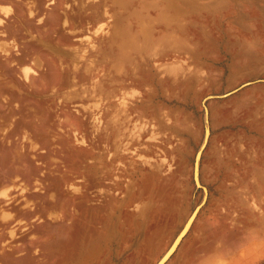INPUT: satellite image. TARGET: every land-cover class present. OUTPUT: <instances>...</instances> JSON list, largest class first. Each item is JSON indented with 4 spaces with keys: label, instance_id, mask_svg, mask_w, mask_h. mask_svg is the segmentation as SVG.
<instances>
[{
    "label": "rangeland",
    "instance_id": "rangeland-1",
    "mask_svg": "<svg viewBox=\"0 0 264 264\" xmlns=\"http://www.w3.org/2000/svg\"><path fill=\"white\" fill-rule=\"evenodd\" d=\"M37 5L47 19L39 27L31 0H0L12 13L0 10V45L12 50L6 58L0 47V188L27 186L36 203L0 208V264H88L104 245L106 197L127 169L182 163L193 173L205 106L207 203L196 188L201 223L167 264H264V84L207 100L239 85V67L250 66L243 50L264 62V0ZM18 53L35 70L26 83L11 68ZM43 67L49 76L34 81Z\"/></svg>",
    "mask_w": 264,
    "mask_h": 264
},
{
    "label": "crops",
    "instance_id": "crops-1",
    "mask_svg": "<svg viewBox=\"0 0 264 264\" xmlns=\"http://www.w3.org/2000/svg\"><path fill=\"white\" fill-rule=\"evenodd\" d=\"M65 20L64 17V25L69 26ZM243 53V62L248 61L250 66L239 67V85L221 96L208 94L207 100L212 104L234 94L238 96L254 84H264V79L260 78L264 76V62H257L254 47L243 50ZM189 79L196 80L200 89L204 86V79L200 76ZM73 85L76 86L75 83ZM204 111L209 118L206 106ZM140 164L137 169H127L126 177L120 178V188L106 197L104 245L100 241L98 248L101 249L91 252L88 264L156 263L166 253L199 204L198 202L194 206L196 185L192 167L182 163L172 167L159 162ZM199 223L200 211L169 261L197 233Z\"/></svg>",
    "mask_w": 264,
    "mask_h": 264
},
{
    "label": "bare ground",
    "instance_id": "bare-ground-1",
    "mask_svg": "<svg viewBox=\"0 0 264 264\" xmlns=\"http://www.w3.org/2000/svg\"><path fill=\"white\" fill-rule=\"evenodd\" d=\"M1 7V6H0ZM6 9H10V7L11 6H4ZM4 7H3V9H4ZM37 8H38V5H37V0H31V6H30V12H29V19L32 21L33 19H35L36 17H38V15H40L39 17H38V27L39 26H43L44 24H46V22H47V19L45 18V17H43V16H41V14H38V12H36V10H37ZM3 9H0V10H2L3 11ZM8 9V11H10ZM12 9V8H11ZM4 13H5V16L8 14H12V13H6L5 12V10L3 11ZM12 12V11H11ZM0 20H2V18L0 19ZM0 22H4V20H2V21H0ZM65 22H66V20H65ZM0 25L2 26V23H0ZM93 45V44H92ZM46 46V45H45ZM0 47H1V51H2V49L4 48H2V45H0ZM49 47H51V46H49ZM91 47V46H90ZM6 48V47H5ZM47 48V47H46ZM59 48V47H58ZM92 48V47H91ZM4 50V52H5V49H3ZM7 50V49H6ZM19 50V49H18ZM53 50H55L54 48H53ZM59 50H61V49H59ZM58 50V51H59ZM7 53H8V51H6ZM5 52V53H6ZM52 52H54V51H52ZM64 51H62V53H63ZM2 53V52H1ZM4 53V54H5ZM6 53V58H9V57H11L12 56V50L7 54ZM61 53V52H60ZM82 53H84V52H82ZM85 53H86V51H85ZM58 54V53H57ZM56 54V55H57ZM64 54V53H63ZM62 54V55H63ZM59 55V54H58ZM82 55H84V54H82ZM65 56H67V55H65ZM18 59H16V60H14L13 61V63H12V65H11V68H16V67H21V72H22V77H23V80H24V82L26 83V81H28L27 79H29V72L31 71V73H33V71H35V70H32V68L30 67V65H25L26 63L24 62V59L22 58V54L21 53H18ZM39 57V56H38ZM82 57V56H81ZM37 59H39V58H36V61H37ZM83 59V58H82ZM39 60H41V59H39ZM36 61H34V62H36ZM34 62H32V65L31 66H33L34 64ZM40 62V61H39ZM21 63V64H20ZM40 64V63H39ZM43 64V63H42ZM42 64H40V65H42ZM75 65V64H74ZM45 67V66H44ZM43 67V70H41L40 72H38V76L37 77H35L34 78V81L37 79V78H39V77H42V72H44L46 75H48L49 76V71L47 70V69H45ZM77 67V66H76ZM74 69H75V66H74ZM30 73V74H31ZM33 75V74H32ZM36 75V74H35ZM60 77V76H59ZM52 79H54V78H52ZM56 80V79H55ZM97 91V90H96ZM6 101H7V98H6ZM95 101H96V99H95ZM19 104V103H18ZM20 105V104H19ZM100 105V104H99ZM98 105V106H99ZM102 111V110H101ZM205 115H206V112H205ZM17 123V122H16ZM206 126H205V130H204V134H203V142H202V147H201V149L199 150V152L197 153L196 152V154H195V158H196V156H197V163H196V166H197V170H199V164H200V160H201V156L203 155V152H204V150H205V148L207 147V145H208V143H209V138H210V124H209V118H208V114H207V117H206ZM207 126H208V128H207ZM11 132L9 131V132H7L6 133V136H9V134H10ZM28 133V132H27ZM29 136V135H28ZM29 140L32 142V143H34V141H33V139H31V137L29 138ZM36 143V142H35ZM37 144V143H36ZM39 146H35L34 148L35 149H37ZM195 162V161H194ZM194 172H195V165H193V176H194ZM196 178H197V175H196ZM75 191L76 192H74V193H80L81 195L83 194V192H82V189H79L78 187H76V189H75ZM81 191V192H80ZM15 192H18V194H16V195H13ZM30 193H29V189H28V187L27 186H9V187H2V188H0V208H2L3 209V212L5 213L6 211H14L15 210V208H16V206L18 205V204H20V203H23L24 204V206H23V208L25 209V208H32V210H36V203L35 202H31V199H30ZM52 197V196H51ZM19 198H21L19 201H18V199ZM206 198H207V189H205L204 190V199H203V204L206 202ZM200 207H202V205L200 206ZM199 207V208H200ZM262 210V209H261ZM11 212V214H13ZM194 212V211H193ZM193 212H192V214L189 216V218L185 221V225H184V227H183V229L180 231V236L177 238V236L179 235H177L176 236V238L173 240V242L171 243V245L169 246V248L167 249V251H166V253L159 259V260H161V261H157V263L156 264H166L168 261H169V259L172 257V255L177 251V249H178V247H179V245L181 244V242H182V240H183V238L188 234V232L190 231V229L192 228V226H193V223H194V221L196 220V218H197V216H198V212H199V210H197L194 214H193ZM261 213V212H260ZM15 214V213H14ZM262 214V213H261ZM8 216H9V213H8V215L7 216H5V220L7 221V223H12L13 221H15L16 219H14V220H12L14 217H13V215L11 216V220H8L7 218H8ZM13 217V218H12ZM15 217H17V216H15ZM18 223H23L22 222V220H18ZM11 232V235L13 236V237H15L16 238V236H15V231H10ZM170 247H171V249H170ZM170 249V250H169ZM169 250V251H168ZM263 261V260H262ZM262 261H260V263L262 262Z\"/></svg>",
    "mask_w": 264,
    "mask_h": 264
},
{
    "label": "water",
    "instance_id": "water-1",
    "mask_svg": "<svg viewBox=\"0 0 264 264\" xmlns=\"http://www.w3.org/2000/svg\"><path fill=\"white\" fill-rule=\"evenodd\" d=\"M205 123H206V118H205ZM205 126H206V124H205ZM207 128H208V126H207ZM196 160H197V156H196V158H195V163H194V165H195V172H194V181H195V185H196V188H202V189H207L206 187H204L202 184H201V182H200V178H199V170H197V166H196ZM199 168H200V166H199ZM196 175H197V178H196ZM203 200V199H202ZM200 204H201V201H200V203L196 206V208L194 209V212H193V214L197 211V210H199L200 211V209H199V206H200ZM181 234V233H180ZM180 234L177 236V238L180 236ZM170 249H171V247H170ZM169 249V250H170ZM168 250V251H169ZM159 261H161V260H159ZM159 264V263H158Z\"/></svg>",
    "mask_w": 264,
    "mask_h": 264
},
{
    "label": "clouds",
    "instance_id": "clouds-1",
    "mask_svg": "<svg viewBox=\"0 0 264 264\" xmlns=\"http://www.w3.org/2000/svg\"><path fill=\"white\" fill-rule=\"evenodd\" d=\"M5 11L7 12L8 10H7V9H5Z\"/></svg>",
    "mask_w": 264,
    "mask_h": 264
}]
</instances>
